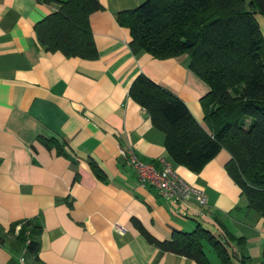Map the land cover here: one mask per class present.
Masks as SVG:
<instances>
[{"label": "crops", "instance_id": "obj_1", "mask_svg": "<svg viewBox=\"0 0 264 264\" xmlns=\"http://www.w3.org/2000/svg\"><path fill=\"white\" fill-rule=\"evenodd\" d=\"M144 1L97 0L101 8L88 15L96 56L83 59L48 52L37 42L34 24L53 4L0 0V264H25L23 247H11L17 226L8 232L25 219L40 225L42 264H195L160 250L144 234L161 241L196 225L214 236L224 227L242 237L241 251L259 264L264 217L246 207L227 174L228 152L220 149L197 172L175 164L165 153L164 134L127 94L142 73L203 126L199 98L207 86L189 69L188 56L133 53L127 29L116 21L118 12ZM255 19L264 39V18ZM38 138L56 142L61 152ZM118 146L156 170L161 158L170 162L177 176L204 191L200 215L192 203H171L139 185ZM202 246L208 264H218L210 246ZM231 264H240L238 258Z\"/></svg>", "mask_w": 264, "mask_h": 264}, {"label": "trees", "instance_id": "obj_2", "mask_svg": "<svg viewBox=\"0 0 264 264\" xmlns=\"http://www.w3.org/2000/svg\"><path fill=\"white\" fill-rule=\"evenodd\" d=\"M41 1L55 8L34 24L39 45L66 57L95 58L88 15L101 8L97 0ZM257 14L264 18V0H145L118 12L116 21L128 31L131 52L144 51L156 58L185 54L189 69L207 86L199 98L202 126L179 98L142 73L131 81L127 94L164 134L166 155L197 172L224 149L229 154L224 168L245 197L246 207L264 217V39ZM43 142L61 152L56 142ZM16 226L13 250L23 247L25 264H42L37 255L40 225L25 219L11 223L8 232ZM2 235L0 231V241ZM144 237L160 250L195 264H208L204 242L218 264H231L233 257L251 264L241 251L242 237L224 227L219 236L196 225L191 231L173 230L161 241ZM259 264H264V245Z\"/></svg>", "mask_w": 264, "mask_h": 264}, {"label": "built area", "instance_id": "obj_3", "mask_svg": "<svg viewBox=\"0 0 264 264\" xmlns=\"http://www.w3.org/2000/svg\"><path fill=\"white\" fill-rule=\"evenodd\" d=\"M117 150L119 157L133 170L139 185L152 186L158 196L171 203H192L195 206L193 214L200 215L199 208L206 204L204 191L177 176L170 162L161 158V168L156 170L150 163L142 161L131 148L118 146Z\"/></svg>", "mask_w": 264, "mask_h": 264}, {"label": "rangeland", "instance_id": "obj_4", "mask_svg": "<svg viewBox=\"0 0 264 264\" xmlns=\"http://www.w3.org/2000/svg\"><path fill=\"white\" fill-rule=\"evenodd\" d=\"M257 15H259V14H257ZM261 16V15H260ZM263 17V16H262ZM262 35V34H261ZM263 37V36H262Z\"/></svg>", "mask_w": 264, "mask_h": 264}]
</instances>
